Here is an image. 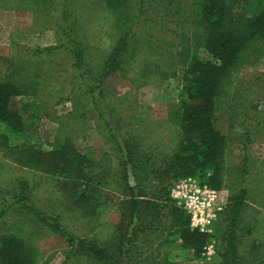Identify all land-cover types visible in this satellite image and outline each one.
Masks as SVG:
<instances>
[{
    "label": "rangeland",
    "instance_id": "rangeland-1",
    "mask_svg": "<svg viewBox=\"0 0 264 264\" xmlns=\"http://www.w3.org/2000/svg\"><path fill=\"white\" fill-rule=\"evenodd\" d=\"M130 1L133 12L139 14L138 23L131 27L132 54L122 71L100 84L102 98L98 90L89 92L80 81L71 53L63 46L60 0H0V54L17 57L21 63L32 58L34 62L20 72L13 71L16 78L37 72L35 88L15 98L37 106L32 120L26 123L25 139L48 145L68 141L76 152L96 164V170H103L105 178L100 186L91 187L92 192L97 191L98 199L94 200L87 189L91 198L75 201L55 176L21 167L0 150V188L9 201V196L18 192L19 182H26V194L33 206L73 236L106 248L114 242L118 204L126 195L119 185L118 141L136 144L139 154L145 156L138 172L147 192L156 187L157 177L163 178L160 186L169 201L188 215L179 200L182 193L177 192L181 188L177 185L189 177L199 187L204 184L193 176L169 177L163 173L164 163L180 140L179 124L170 120L169 113L181 105L184 67L177 65L176 51L181 45L180 34L189 31L191 0ZM71 2L76 20L74 34L82 44L89 76L98 75L122 32L116 28L103 0ZM46 46L58 47L34 57L27 53ZM220 96L224 101L219 123L226 146L222 185L213 188L205 184L215 191V208L219 207L212 232L205 233L209 240L196 257L180 248V241L163 217L158 231L141 234L134 254L138 264L217 261L216 228L229 196L241 188L247 190V206L237 232L239 250L246 264L264 258V52L257 60L245 61L232 69L222 82ZM152 179L155 184L149 187ZM194 186L183 191L191 193ZM4 200L0 197V236L13 234L23 240L32 251L35 264H93L84 258L66 257L68 247L60 236L19 204L10 206ZM92 202L96 206L90 210L80 207L91 206ZM189 229L195 230L190 226V215Z\"/></svg>",
    "mask_w": 264,
    "mask_h": 264
},
{
    "label": "trees",
    "instance_id": "trees-1",
    "mask_svg": "<svg viewBox=\"0 0 264 264\" xmlns=\"http://www.w3.org/2000/svg\"><path fill=\"white\" fill-rule=\"evenodd\" d=\"M61 1L64 48L71 53L73 68L89 92L97 91L103 98L100 84L116 72L122 71L132 54L131 27L138 23L130 0H103L116 28L122 33L111 52L104 59L98 75L89 76L82 44L74 34L75 17L71 0ZM172 2L174 0H168ZM193 11L187 34L181 33L180 48L176 51L178 66L184 67L181 105L169 113L170 120L179 124L180 140L173 154L164 163L163 173L171 177L193 176L210 187L217 188L223 181V160L226 137L219 123L221 117L220 88L228 73L249 60H257L264 49V0H191ZM143 12L140 6V14ZM190 15V14H189ZM194 15V16H193ZM137 17V18H136ZM62 46V45H61ZM58 46L30 49L32 57L52 52ZM17 57L0 54V150L4 157L25 168L55 176L63 190L74 200L91 198L87 189L98 199L94 185L104 182L103 170H96L90 158L76 152L68 141L59 144H33L25 139L26 123L37 109L34 102H18L15 98L35 88L37 72L14 77L32 58L17 62ZM245 60V61H244ZM22 78L25 83H22ZM107 122V120H105ZM115 136L114 128L110 129ZM120 150L119 185L126 195L118 204L119 217L115 225L114 242L110 248L95 241L75 237L55 219L46 216L31 204L26 194V182H19L18 192L9 196L0 188V197L9 205L19 204L35 219L49 227L67 244L66 257H78L93 264H138L135 247L145 231H158L162 218L167 219L180 248L198 257L209 237L189 229V215L169 201L163 178L157 177L155 188L147 192L140 181L138 167L143 166L136 144L117 142ZM148 158H146V162ZM155 177V175H154ZM155 184V179H152ZM162 183V184H161ZM92 187V188H91ZM150 193V194H149ZM247 190L241 188L229 196L222 212L215 243L218 260L212 264H246L239 250V223L247 206ZM164 202V203H163ZM96 206H80L91 209ZM195 257V259H196ZM259 258L255 264L263 263ZM133 260V263H130ZM0 264H35L32 251L13 234L0 236Z\"/></svg>",
    "mask_w": 264,
    "mask_h": 264
},
{
    "label": "built area",
    "instance_id": "built-area-1",
    "mask_svg": "<svg viewBox=\"0 0 264 264\" xmlns=\"http://www.w3.org/2000/svg\"><path fill=\"white\" fill-rule=\"evenodd\" d=\"M197 183L190 177L184 180L181 187L177 189L179 200L182 201V207L190 215L191 228L201 233H211L212 223L216 218L219 207L215 208L216 194L214 190L207 188L205 184L202 187L196 185ZM195 185V186H194ZM199 185V184H198ZM194 186V191L187 193L183 189ZM192 190V189H191Z\"/></svg>",
    "mask_w": 264,
    "mask_h": 264
}]
</instances>
